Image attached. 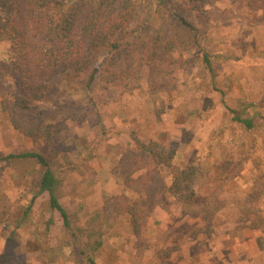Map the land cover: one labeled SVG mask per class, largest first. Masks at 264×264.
Instances as JSON below:
<instances>
[{"label": "rangeland", "instance_id": "obj_1", "mask_svg": "<svg viewBox=\"0 0 264 264\" xmlns=\"http://www.w3.org/2000/svg\"><path fill=\"white\" fill-rule=\"evenodd\" d=\"M258 9L264 13V0H134L129 26L119 35L121 48L104 56L90 90L85 92L71 81L63 80L58 85L57 106L33 104V113L17 109V86L9 78L0 79V159L27 151L43 155L59 183L56 193L70 225L65 228L58 214L48 208L46 194L37 197L26 215L43 170L36 162L0 160V264L178 263V258H182L180 252L173 260L166 256L173 250L178 252L179 246L162 243L166 233L159 227L146 226L148 216L143 212L137 216L136 224L141 232L135 233V241L130 238L132 242L123 245V239H114L113 234H126L132 227L130 216L124 214L125 207L133 205V199L112 195L101 199L103 204L99 207L93 200L94 194L105 191L102 187L111 175L119 182L118 192H123L121 188L125 187L127 191L146 194L147 207L153 197L161 203L158 198L168 172L153 166L144 151L129 146L138 145L141 140L140 143L149 144L153 141L150 137L156 138L152 143L164 144L176 152L174 165L180 164L181 169L193 167L192 178L200 176L202 181L199 184L196 180L198 186L205 187L201 185L203 182L213 185L211 196L199 206L206 204V208H198L203 214L197 219L207 226L178 227L173 239L196 236L200 228L212 229L209 222L217 224L222 220L216 219L214 211L235 203L243 219L259 225L258 238L264 246V174L248 175L253 182L245 187L239 185L240 189L237 184L229 183L245 169L251 157L248 150L232 151L227 146V135L243 138L242 128L231 118L236 114L254 118V128L264 129V122L256 118V114L259 118L264 116V106L259 112L250 109L231 115L225 110L217 116L213 109L214 100L218 104L220 99L224 104L221 96L228 102L234 99L225 77L215 67H237L238 63L224 57L237 58L247 53V44L233 37L240 33L246 39L264 26V16L258 19L255 16ZM179 18L193 29L185 28ZM6 53L0 50V59L5 60ZM247 67L255 65L247 64ZM210 103L213 106L208 111ZM46 111L54 113L52 118L47 119ZM39 116L41 122L50 126V137L33 138L26 134ZM13 122L19 129H15ZM138 136L142 139L137 140ZM215 142L221 147L216 152ZM210 165L218 166L213 170L209 169ZM216 173L220 183L213 182ZM238 219L243 223L241 217ZM48 220L53 225L44 234ZM145 235L152 237V242L147 244ZM239 236L246 244L251 239L241 231ZM197 249L191 248L194 259L197 264H203L205 253ZM261 250L258 255L254 247L230 249L229 262L264 264V247ZM221 251L215 248V253ZM219 263L224 264L221 259Z\"/></svg>", "mask_w": 264, "mask_h": 264}, {"label": "trees", "instance_id": "obj_2", "mask_svg": "<svg viewBox=\"0 0 264 264\" xmlns=\"http://www.w3.org/2000/svg\"><path fill=\"white\" fill-rule=\"evenodd\" d=\"M133 2L134 0H0V50L7 52L6 59H0V79L9 78L17 86V109L24 113H33V104L53 103L57 106L55 102L60 95L58 85L66 79L83 88L85 92L89 91L104 56L116 53L121 48L119 35L129 26ZM179 21L185 28L193 29L184 19L179 18ZM204 59L206 66H209L207 59ZM207 68L210 70V67ZM250 109L252 108L248 107L247 111ZM226 110L231 115L236 114L230 107H226ZM53 114L47 111L44 113L47 119L52 118ZM253 119L242 118L237 114L231 118L240 125L242 132L243 129H254ZM35 121L37 123L30 125L26 134L33 138L50 137V126L41 122L40 116ZM13 124L15 125L14 122ZM14 127L19 129L17 125ZM138 148L147 154L154 166L168 172L167 179L171 183L168 187L165 186L163 193H168L173 198L169 202L172 208L180 206L183 216H202L203 213L193 204L194 190L201 181L200 176L192 178L193 167L181 169L180 164L174 165L172 160L176 152L169 150L164 144L138 142ZM0 160L36 162L43 170L38 181L37 194L31 197L26 215L37 197L46 194L48 208L58 214L65 228H69L68 214L56 193L59 183L43 155L27 151L9 154ZM216 164H220L218 160ZM218 165H210L209 169ZM165 202L167 201L162 199L163 206L166 205ZM125 208L133 231L140 234L141 229H138L136 222L139 221L137 216L142 214L137 210V204ZM239 217L245 227L260 231L259 225L242 218L243 213ZM52 225L51 220L45 222L44 234L50 232ZM256 244L259 249L264 247L258 237Z\"/></svg>", "mask_w": 264, "mask_h": 264}, {"label": "crops", "instance_id": "obj_3", "mask_svg": "<svg viewBox=\"0 0 264 264\" xmlns=\"http://www.w3.org/2000/svg\"><path fill=\"white\" fill-rule=\"evenodd\" d=\"M255 16L257 19L261 16H264L263 10H256ZM233 38H237V40L243 42L242 44H247L248 50L247 53H243L240 57L238 56L237 58H232V56L229 55H226L224 57L226 61L241 64V67H239L238 64L236 65L237 67H215L216 72L222 77H225V83L230 86L229 90L233 92L231 93V99L234 98L233 100H231V102H228L226 98H224L225 96H221V100H223L224 104L221 103L220 99H218V104L215 103V100L214 102L212 101L215 105L213 109L216 111V116L222 114L226 110L225 106L230 107L235 111L242 110L243 112H247L248 107L256 110V112H259L260 108L264 106V26H260L256 33H251L246 39L240 33L238 34V37ZM247 64H249V66L255 65V67H247ZM210 97L212 96L210 95ZM213 98L216 99L217 97L214 96ZM213 104L210 103L208 111L212 109ZM256 116H259V114H256ZM258 119L260 122H264L263 115L260 118L258 117ZM217 123L218 122L216 119L214 124L217 125ZM259 127L260 126H257L256 129L254 128V130L252 129L253 131L243 129L244 132H241V136L243 137L242 139H238V137L234 136L233 134L227 135V146L229 150L235 151V148L245 150V152H247L248 150L251 157L247 162L248 164L245 165V169L241 170L238 176L231 179L230 182L226 181L229 183L237 184L239 189L241 188L240 186L245 187L253 182L252 180L250 181V179L247 177L248 175H256L257 177H259V175L261 176L262 174H264V129ZM215 128L216 126H214V129ZM226 132L229 131L226 130ZM248 137H251L250 140L248 139ZM141 139V136L137 137V140ZM149 140H153L152 142H156V138L154 137H150ZM142 141L143 140L139 142ZM128 143L130 142H127V144ZM129 146L131 148H138V145L133 143H130ZM194 146L198 149L201 147L198 145ZM220 148L221 147L215 142L214 152L219 151ZM145 155V158H148L146 153ZM117 157L118 155L115 156L114 160H116ZM138 177H134V180L137 181ZM165 178L166 179L164 182L163 190L165 189V186L168 187V185L171 183V180L167 179V175ZM108 179V182H106L102 187V189H105V191H99L98 194L93 195L94 204L99 207V205L103 204V200L101 199L111 197L112 195H121L122 197H124V199H126L127 197L133 199V204H137V210H139L140 213L143 212L148 216L145 222L146 226L152 225L154 228L159 227L162 232L166 233V235L163 237L162 243H170V245L175 244V246H179L178 252L177 250H173L172 254L166 256L173 260L175 254L180 252L179 256H182V258H178V263L176 264H197L196 260L194 259L195 253L191 251V248H193V246L197 248L199 247V249L197 250L204 251L205 261L203 264H220L219 259H221L224 264H232L231 262H229V259H232V254L229 253L230 249L240 251L249 247H254L258 251V255L261 254L262 250L258 249L256 244V239L258 237L257 231L250 230L245 227L243 223H239L238 217L241 213V210L235 203L225 205L224 207H220L216 211H214V214L216 213V215L218 216L216 219L222 218V220L217 224H214V221H211L209 226L212 229L203 230V228H200V231L198 230L200 234L197 233L196 236H190L188 238L181 237L179 240H175L173 239V234L174 230L178 229V227L185 226L186 224L196 227H205V224L201 225V221L197 218L181 215L182 209L180 206H177L176 209H173L169 204L170 200H173V198L169 196L168 193L164 194L163 190L162 195L160 194V197L158 199L160 201H162V199L166 200V205L163 206L160 202L154 201L155 197H153L150 206L147 207L146 194H142L136 191L130 192L127 191L125 187L121 188L123 192H118L117 188L120 187V185L116 186V184H119V182L116 179L112 178L111 175H109ZM213 182L220 183V181L218 180V175H214ZM203 184L205 185V187L197 186V188H195L193 197L194 206H196L197 209L200 208V210L201 208H206V204H203L204 208L199 206L202 204L204 199L211 196L210 192L212 191L213 187L211 183H201V185ZM251 188L252 185L250 187V190ZM129 194L130 196H128ZM163 194L164 197H162ZM122 213L124 212L122 211ZM203 231H207L208 234H203ZM239 231L243 232L244 236L251 237V239H249L248 241V244L244 242L243 238H240ZM236 233H238L236 235L237 238H234ZM119 235L113 234L112 236L114 237V239H123V245L127 244L128 241L129 243H131L132 241H130V238H132V240L134 241L136 238V234L133 231L132 227L128 228L126 234H121L120 236ZM107 236L110 239V235ZM151 238L149 237V235L144 236L145 242L147 244L152 242V240H150ZM128 245L130 246V244ZM187 246L189 247L187 248ZM152 248V246L149 247L150 251L152 250ZM215 248H221L222 251L220 253H215ZM236 255L240 260H244L242 259V256H239L238 253H236ZM119 264L127 263L125 261H121Z\"/></svg>", "mask_w": 264, "mask_h": 264}]
</instances>
